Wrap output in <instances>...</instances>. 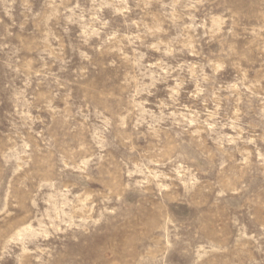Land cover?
Here are the masks:
<instances>
[{"label": "rangeland", "instance_id": "obj_1", "mask_svg": "<svg viewBox=\"0 0 264 264\" xmlns=\"http://www.w3.org/2000/svg\"><path fill=\"white\" fill-rule=\"evenodd\" d=\"M0 264H264V0H0Z\"/></svg>", "mask_w": 264, "mask_h": 264}]
</instances>
